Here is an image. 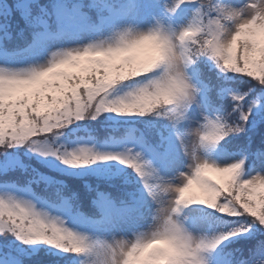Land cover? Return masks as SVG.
I'll list each match as a JSON object with an SVG mask.
<instances>
[{"label":"snow or ice","instance_id":"obj_1","mask_svg":"<svg viewBox=\"0 0 264 264\" xmlns=\"http://www.w3.org/2000/svg\"><path fill=\"white\" fill-rule=\"evenodd\" d=\"M0 264H264V0H0Z\"/></svg>","mask_w":264,"mask_h":264}]
</instances>
